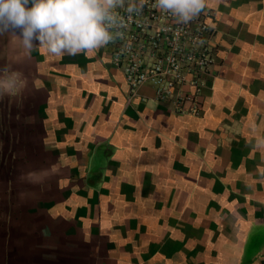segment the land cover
<instances>
[{"label": "crops", "instance_id": "crops-1", "mask_svg": "<svg viewBox=\"0 0 264 264\" xmlns=\"http://www.w3.org/2000/svg\"><path fill=\"white\" fill-rule=\"evenodd\" d=\"M202 12L197 112L131 94L105 47L29 55L0 35L19 83L0 96V264H264V0Z\"/></svg>", "mask_w": 264, "mask_h": 264}, {"label": "built area", "instance_id": "built-area-1", "mask_svg": "<svg viewBox=\"0 0 264 264\" xmlns=\"http://www.w3.org/2000/svg\"><path fill=\"white\" fill-rule=\"evenodd\" d=\"M140 4L141 0H124V7L117 9L123 24L111 28L114 39L105 46L110 63L122 70L131 94L146 84L154 88L156 99L171 101L172 110L183 111L184 101L190 100V110L197 112L200 77L214 60L215 29L207 13L185 24L159 10L155 0H143L142 10L129 15L128 7ZM187 81L193 91L183 89Z\"/></svg>", "mask_w": 264, "mask_h": 264}, {"label": "clouds", "instance_id": "clouds-1", "mask_svg": "<svg viewBox=\"0 0 264 264\" xmlns=\"http://www.w3.org/2000/svg\"><path fill=\"white\" fill-rule=\"evenodd\" d=\"M155 3L159 10L187 24L204 10L207 0ZM122 7L124 0H0V35H18L29 55L33 50L52 57L88 55L113 41L111 28L123 24L117 13ZM142 7L143 0L139 7L130 5L127 11L131 15ZM18 90L15 75L0 76V96Z\"/></svg>", "mask_w": 264, "mask_h": 264}, {"label": "rangeland", "instance_id": "rangeland-1", "mask_svg": "<svg viewBox=\"0 0 264 264\" xmlns=\"http://www.w3.org/2000/svg\"><path fill=\"white\" fill-rule=\"evenodd\" d=\"M11 113H12L11 109H5V117H6L5 120L7 121L6 126H5L6 131L10 130L11 123H13V119L11 117V115H12ZM0 130L2 131V122L1 121H0ZM1 143H2V141H0V147H1ZM1 157H2V154H1V151H0V164H1V160H2Z\"/></svg>", "mask_w": 264, "mask_h": 264}]
</instances>
